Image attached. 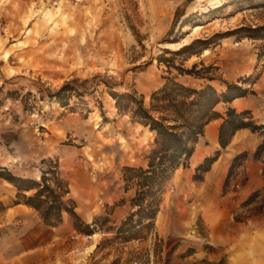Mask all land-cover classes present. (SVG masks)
Here are the masks:
<instances>
[{"label": "rangeland", "instance_id": "rangeland-1", "mask_svg": "<svg viewBox=\"0 0 264 264\" xmlns=\"http://www.w3.org/2000/svg\"><path fill=\"white\" fill-rule=\"evenodd\" d=\"M263 25L264 0H0V166L39 179L56 160L64 199L82 221L97 222L91 235L67 213L46 225L14 204L15 188L0 178V264H224V247L205 243L199 202L177 187L189 160L163 184L153 228L112 239L110 228L134 209L137 187L124 167L146 168L154 133L118 111L110 93L142 95L148 107L172 79L264 95V38H254L264 30L231 32ZM67 83L74 92L61 106L51 95ZM216 109L226 110L223 102ZM201 173L194 169L192 180ZM247 200L256 204L235 219L264 211V187Z\"/></svg>", "mask_w": 264, "mask_h": 264}, {"label": "trees", "instance_id": "trees-1", "mask_svg": "<svg viewBox=\"0 0 264 264\" xmlns=\"http://www.w3.org/2000/svg\"><path fill=\"white\" fill-rule=\"evenodd\" d=\"M242 30L263 31L264 25L256 28L242 26L231 32ZM254 38H264V35H255ZM196 42L201 41L196 40L187 45L186 49L191 48ZM175 68L180 74L193 73L192 69ZM72 92L74 89L67 83L51 97L61 106H68ZM248 93V89L232 84H227L225 91L218 92L209 84L197 89L172 79H168L164 85L150 94L151 102L148 107L144 105L142 95L137 96L133 92L110 93L118 111L128 113L133 121L154 133V146L147 156L146 168L124 167V170L130 173L129 177L126 174V180H135L137 187L131 200L134 209L118 227L110 228L114 230L112 239L127 241L134 238L140 229L153 228L163 184L179 165L184 166L188 162L206 123L218 117L223 118L218 134V142L222 148L227 146L235 131L241 128H249L264 135V125L256 123L250 110L236 111L227 107L224 113H220L216 109L220 102H230ZM262 152L264 138L257 145L254 156L259 157ZM217 154L215 152L206 157L195 170L202 173L207 171L216 160ZM246 154L244 151L233 157L228 175L232 173L236 162L241 161ZM48 163L49 167L41 170L39 179L14 174L6 166H0V178L15 188L14 204L23 203L33 208L46 225H59L63 220V213H67L80 232L91 235L97 222L89 224L80 219L75 211L74 202L71 199H64L69 192L68 183L61 176L57 161L48 159ZM201 174L196 176L195 180H200Z\"/></svg>", "mask_w": 264, "mask_h": 264}, {"label": "crops", "instance_id": "crops-1", "mask_svg": "<svg viewBox=\"0 0 264 264\" xmlns=\"http://www.w3.org/2000/svg\"><path fill=\"white\" fill-rule=\"evenodd\" d=\"M223 106L236 111L250 110L256 123L264 125V95L247 94L223 102ZM222 121L223 118L218 117L204 125L188 166L181 169L177 187L181 195L190 194L193 203L199 202L195 211L208 229L205 243L224 247L220 253L225 258L224 264H264V211L250 217L234 218L238 212L245 213L246 209L256 204L255 201L243 203L245 200L254 194L257 196L263 190L264 152L259 157H255L254 152L264 135L249 128H241L235 131L227 146L222 148L218 142ZM244 151L246 156L236 171L228 175L233 157ZM215 152L218 153L216 160L201 174V179L192 180L195 167ZM186 211L189 213L185 212L183 223L187 225L194 221L189 220L194 210L189 207ZM182 227L185 229V225ZM201 254L207 259L214 258L209 252L203 251ZM214 259L218 260L217 257Z\"/></svg>", "mask_w": 264, "mask_h": 264}, {"label": "bare ground", "instance_id": "bare-ground-1", "mask_svg": "<svg viewBox=\"0 0 264 264\" xmlns=\"http://www.w3.org/2000/svg\"><path fill=\"white\" fill-rule=\"evenodd\" d=\"M199 27H196V28H194L193 30H196V29H198ZM55 67V66H54Z\"/></svg>", "mask_w": 264, "mask_h": 264}]
</instances>
